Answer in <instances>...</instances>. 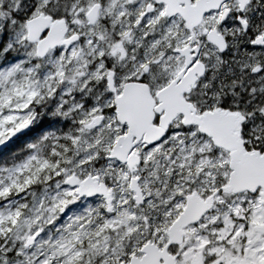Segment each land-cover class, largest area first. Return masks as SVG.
<instances>
[{
  "label": "snow or ice",
  "instance_id": "6c2138e0",
  "mask_svg": "<svg viewBox=\"0 0 264 264\" xmlns=\"http://www.w3.org/2000/svg\"><path fill=\"white\" fill-rule=\"evenodd\" d=\"M0 264H264V0H0Z\"/></svg>",
  "mask_w": 264,
  "mask_h": 264
}]
</instances>
